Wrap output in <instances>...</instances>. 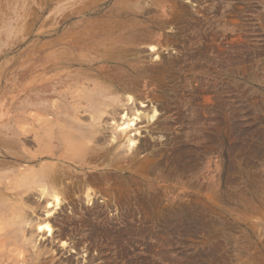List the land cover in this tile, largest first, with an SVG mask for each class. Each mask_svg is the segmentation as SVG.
I'll list each match as a JSON object with an SVG mask.
<instances>
[{
	"label": "rangeland",
	"instance_id": "obj_1",
	"mask_svg": "<svg viewBox=\"0 0 264 264\" xmlns=\"http://www.w3.org/2000/svg\"><path fill=\"white\" fill-rule=\"evenodd\" d=\"M22 15L0 21V168L57 165L65 185L85 181L62 190L54 237L36 234L34 247L16 231L11 246L0 236L1 253L14 248L19 264H264V0H36ZM84 87L118 101V119L138 115L135 156L124 144L111 165L62 157L97 100L76 99Z\"/></svg>",
	"mask_w": 264,
	"mask_h": 264
},
{
	"label": "bare ground",
	"instance_id": "obj_2",
	"mask_svg": "<svg viewBox=\"0 0 264 264\" xmlns=\"http://www.w3.org/2000/svg\"><path fill=\"white\" fill-rule=\"evenodd\" d=\"M32 1L36 0H0V21L8 22L9 17L13 15L18 17V22H20L21 19H23L22 14L32 7ZM105 93L102 92V90L96 92V90H89L87 87H84V89H81L75 95L77 97L76 99L82 100L84 98L89 103L91 102V97H94V99L97 98V100L92 104L93 107H90L93 111L87 116L88 120L86 121L88 122L86 124L74 123V145L70 143L71 145H68L69 149L66 147L62 150L64 152L62 157L69 158L73 155L74 167H86V165L90 163H107V165H111L117 162L116 156L120 157L122 154L121 151H118L122 145L127 144L130 150L133 149V156H135V152L139 151L142 147V144L138 145L132 133L128 131L135 127L136 121L139 118L138 115L137 117H131L133 115L130 116L129 112H122L121 117L118 119L117 115L120 114L119 102L113 101L107 103L104 100L106 97ZM118 98L120 102H124V95ZM126 100L130 102L132 98L128 96V98H125V101ZM79 105L86 106L84 102L83 104L79 103L78 106ZM149 108L151 109L145 113L143 118H147L150 122L156 119L158 112L154 107ZM88 110L89 109H86L85 112ZM107 112H110L112 117L111 123L108 122L109 124L102 118V113ZM84 118H86V116ZM69 153L70 156L68 155ZM8 167L7 169L0 168V227L5 230L3 234L0 233V236L3 238L6 237V243L11 246L17 241L14 240L13 236L17 231L21 233L19 239L25 243L24 245L32 244L36 247V234L45 233L47 237H54V229L51 224L53 219H49L48 216L52 217L51 215H53L52 218H54L55 221L58 220L56 215L61 214L64 208V192L66 193L69 188L72 190H74V188L79 190L82 189V183L85 181V178L84 176L79 178L74 175V184L72 181L70 184L65 185V168L57 165L45 166L38 170H28L29 172L25 169L12 172L11 167ZM74 171L75 173L77 172L75 168ZM95 178L96 177H94V179ZM32 191L38 192L37 195L39 200L35 202L36 206L35 208L33 207L31 211L29 201H31V199H33L32 197L35 195L30 193ZM91 196L92 195L87 194L88 203L93 201ZM42 202H45L43 205H45L46 209H52L47 212L45 218L38 213L42 207ZM32 203L34 202L32 201ZM0 242L2 243V241ZM13 249L14 248L11 250L7 247V251L9 252L4 254L0 251V264L20 263V259L11 256L10 252L12 253Z\"/></svg>",
	"mask_w": 264,
	"mask_h": 264
}]
</instances>
